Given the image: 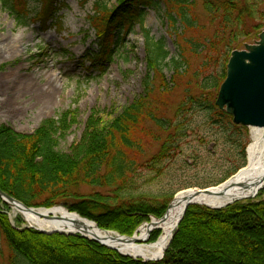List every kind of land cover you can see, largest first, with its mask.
Wrapping results in <instances>:
<instances>
[{"label": "trees", "instance_id": "16d2710c", "mask_svg": "<svg viewBox=\"0 0 264 264\" xmlns=\"http://www.w3.org/2000/svg\"><path fill=\"white\" fill-rule=\"evenodd\" d=\"M48 1L42 15L31 16L28 0L23 14L14 9L13 0H1L23 23L33 17L43 19L58 0ZM116 2L117 5L110 8L109 0H96L94 13L88 16L101 48L92 60L112 61L127 50L128 36L137 27L141 28L148 68L144 94L116 111L109 120L99 117L94 110L71 153L62 151L59 146L60 139L77 121L76 110L69 109L57 118L45 119L31 133L0 125V188L27 206L63 204L70 211L94 220L100 228L131 236L151 215L162 217L171 201L133 196L136 168L143 166L158 174L162 172L165 161L180 149L188 111H208L212 124L227 131L234 128L246 135L247 127L234 124L232 116L215 104L214 90H219L226 70L220 78L206 74L198 91L190 90L191 83L184 80L187 89L171 114L167 113V97L183 83L193 57L206 54L194 74L198 79L215 54L220 58L224 55L226 65L234 49L257 38L264 27V0ZM198 6L204 13L205 25ZM147 9L165 18L175 36L178 50L175 55L166 49L164 40L155 39L145 28ZM58 11L59 8H53L55 22L59 19ZM207 27L211 33L202 38L200 32ZM189 31L191 35H186ZM166 69L172 72L170 80ZM147 121L154 124L156 131L148 129V134L156 143L160 142V147L154 155L144 158L145 143L137 134L145 131ZM229 139L239 143L236 133ZM235 171L237 169L227 173L224 180ZM82 186L93 190L83 193ZM9 209L0 196V240L9 249L7 264H232L227 260L230 254H236L234 264H264V198L260 194L258 198L236 201L221 209L190 205L164 257L158 261L124 256L80 234H47L32 227L14 226ZM157 237L158 234L151 235L150 239ZM0 255H3L1 244Z\"/></svg>", "mask_w": 264, "mask_h": 264}, {"label": "rangeland", "instance_id": "374dc122", "mask_svg": "<svg viewBox=\"0 0 264 264\" xmlns=\"http://www.w3.org/2000/svg\"><path fill=\"white\" fill-rule=\"evenodd\" d=\"M47 1L28 0L31 16H35V13L42 15L47 9ZM95 1L58 0L53 6L59 8L57 22L52 17L51 7L43 19L33 17L23 23L0 0V125H8L18 132L31 133L45 119L57 118L69 109L76 110L77 121L60 139L59 146L62 151L71 153L94 110L99 117L109 120L116 111H121L144 94L148 68L141 28L137 27L128 36L127 50L117 54L112 61L92 60L101 49L99 37L88 19L94 13ZM25 3L26 0H13L14 9L23 14ZM116 5V0H109L110 8ZM198 12L205 25V16L200 6ZM46 18L48 20L45 23ZM144 26L155 39L165 41V47L171 55L178 53L174 33L168 28L163 16L153 9H147ZM191 33L189 31L186 35ZM210 33L208 27L206 31L200 32L202 38ZM258 38L253 37L246 43L252 44ZM246 43L236 49H244ZM205 59V52L191 59L190 70L183 83L167 97V113L171 114L172 108L181 102L187 89L184 80L191 83L190 90L198 91L206 74L219 75L220 78L226 70L225 56L220 58L215 54L209 66L201 72L202 76L197 79L194 74ZM171 75L172 72L166 69L169 80ZM49 88L54 89L52 101L43 92ZM217 89L214 90L215 100ZM206 96L212 98L208 94ZM185 115L186 124L182 127L185 136L179 151L165 161L159 174L151 168L137 166L131 189L133 196L172 200L184 189L216 186L222 183L227 173L247 164V147L251 142L252 127H247L244 131L246 135H243L234 128L227 131L212 124L208 111L192 109ZM145 128V131L137 135L145 143L144 158H149L158 151L160 142L156 143L148 134L149 130L156 131L152 122L147 121ZM233 133L238 137V144L229 139ZM80 189L83 193L93 190L90 186H82ZM263 190L259 192L262 198ZM9 207L8 215L14 226L31 227L22 214H14L13 207ZM159 233L157 229L151 235ZM0 244L3 250L0 262L7 264L9 249L2 240ZM235 255H228L227 260L232 261V264L236 261Z\"/></svg>", "mask_w": 264, "mask_h": 264}, {"label": "bare ground", "instance_id": "6f19581e", "mask_svg": "<svg viewBox=\"0 0 264 264\" xmlns=\"http://www.w3.org/2000/svg\"><path fill=\"white\" fill-rule=\"evenodd\" d=\"M43 92L52 101L54 89L49 88ZM250 137L251 142L247 147L248 162L237 177L216 187H210L213 189L211 194L197 193V188L179 191L165 217L162 220L153 217L151 221L142 224L130 240L119 238L117 233L102 230L95 222L76 212H71L62 205L39 208L34 211L14 205L12 206L13 212L22 214L28 224L35 228L82 233L103 240L123 254L141 259H157L162 257L169 247L190 200L195 204L220 206L244 200L243 198L254 195L259 192V187L264 186V127H252ZM157 229L160 230V233L155 240L151 241V233Z\"/></svg>", "mask_w": 264, "mask_h": 264}, {"label": "water", "instance_id": "95a60500", "mask_svg": "<svg viewBox=\"0 0 264 264\" xmlns=\"http://www.w3.org/2000/svg\"><path fill=\"white\" fill-rule=\"evenodd\" d=\"M215 104L218 108H220L221 110H225L229 115H231L233 117V122L237 125H243L247 127H264V30L259 34V39L256 40L254 43L252 44L247 43L245 44L244 49H235L231 52V55L227 63L226 77L220 85L218 95L215 100ZM243 168L238 170L234 175H232L223 183L229 181V179L231 180L234 177H237V175L240 173V171ZM263 187L264 186L259 187V191ZM212 192L213 189H210V187H206V188H199L197 193L211 194ZM258 193L259 192H256L254 195L245 197L243 199L244 200L252 199L256 197ZM0 196L9 206L16 205L19 208H23L28 211L37 210V208L27 206L22 201L4 192L1 188H0ZM174 200L175 197L168 205V209L166 213L161 218H158L159 220L160 219L162 220L165 217L169 208L172 207ZM232 203L233 202H229L225 205H220V206H210L206 204H199V205H204L213 209H221ZM192 204L195 203H193L192 200H190L188 205L185 207V210L183 212V215L179 223L183 219L188 207ZM31 227L35 228L34 226ZM35 229L47 234H52L57 232L63 234H77L75 232H63L59 230L47 231L39 228H35ZM102 230L111 232L110 230H106V229H102ZM112 232L116 233L114 231ZM79 234H81L86 238L95 240L98 243L110 249H114L122 255L133 257L131 255L121 253L117 248L108 245L103 240L97 239L95 237H89L82 233ZM118 237L127 238L130 240L134 237V235L128 236L118 233ZM163 256L157 259H143V260L146 261L160 260L163 258Z\"/></svg>", "mask_w": 264, "mask_h": 264}]
</instances>
